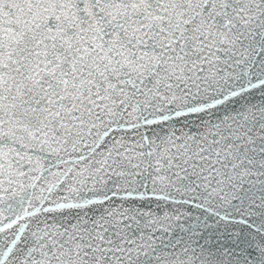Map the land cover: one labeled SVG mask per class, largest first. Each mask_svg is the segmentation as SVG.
<instances>
[{
  "label": "snow or ice",
  "instance_id": "6c2138e0",
  "mask_svg": "<svg viewBox=\"0 0 264 264\" xmlns=\"http://www.w3.org/2000/svg\"><path fill=\"white\" fill-rule=\"evenodd\" d=\"M0 264H264V0H0Z\"/></svg>",
  "mask_w": 264,
  "mask_h": 264
}]
</instances>
